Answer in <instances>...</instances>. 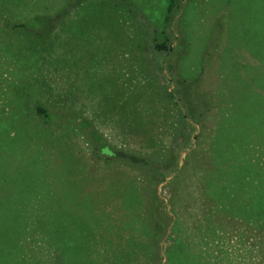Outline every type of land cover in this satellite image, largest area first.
Wrapping results in <instances>:
<instances>
[{"label":"rangeland","instance_id":"1","mask_svg":"<svg viewBox=\"0 0 264 264\" xmlns=\"http://www.w3.org/2000/svg\"><path fill=\"white\" fill-rule=\"evenodd\" d=\"M70 1L0 0L12 8L0 18V225L8 221L0 237L26 226L17 236L23 238L21 257H31L29 244L37 261L56 264L45 236L50 219L59 218L62 206L73 223L86 208L102 216L106 228L99 237L118 244L108 253L100 248L92 256L96 264H112L119 253H133L124 264H166L167 237L155 241L149 223L158 205L173 220H166V236L175 212L180 217L193 264H264V228L256 224L264 223V209L256 204L264 189L253 177L264 171V119L257 121L255 112L264 116V0H183L168 53L156 45L164 43L169 0H131L135 16L89 1L63 16L46 44H37L30 28L19 34L5 27L20 22L38 30L33 17H54ZM213 49L212 60L204 62ZM178 77H200L199 93L211 95V110L196 122L176 97ZM247 97L249 116L230 122L234 104ZM40 106L58 116L45 123ZM73 112L81 113L108 152L171 162L165 181L150 187L140 170L97 155L98 144L90 131L76 127ZM205 170L222 172L214 190L219 198L225 188L232 190L235 200L206 199L208 188L198 183ZM127 191L138 195L133 210L122 200ZM216 203L220 211L231 204L244 214H216L219 248L208 240L199 244L195 232V219ZM134 213L148 222L125 228L119 239Z\"/></svg>","mask_w":264,"mask_h":264},{"label":"trees","instance_id":"2","mask_svg":"<svg viewBox=\"0 0 264 264\" xmlns=\"http://www.w3.org/2000/svg\"><path fill=\"white\" fill-rule=\"evenodd\" d=\"M92 1V0H71L68 4H66L63 9L54 17H48V18H42L41 16L33 17V22L37 25H39L38 30L35 28L30 27L29 24L25 23H9L6 24L5 27H10L12 30L16 31L19 34H26V31L29 29L30 35L33 38V40L37 44H46L50 41L51 36L55 33L56 29L60 26L61 21L64 17L69 15L72 11L78 9L79 7L83 6L85 3ZM105 3H107L109 6L118 9L126 11L129 15L135 16L136 15V6L131 0H101ZM20 2V1H19ZM17 2V4L19 3ZM183 0H169L167 11L164 16L163 20V28H162V37L164 39V43L157 44L156 50L161 53H168L170 52L171 46H170V29L173 26L174 20L176 18L177 13L180 11L181 3ZM12 9V8H11ZM11 9L3 7L0 3V18L4 16L3 14L5 12H9ZM62 15V17L60 16ZM64 16V17H63ZM220 47V46H219ZM218 47V48H219ZM216 49L217 47L214 46ZM212 50L210 54L204 55V62L208 60H212L214 56V51ZM186 50V49H184ZM203 62V63H204ZM201 78L195 80H189L182 77H178L176 84H177V90H176V97L180 99V101L184 102L187 106L188 115L189 118L193 121H197L198 117H204L208 111L211 110L213 103L211 102V95L208 93L201 94L199 93V84ZM251 98H240L238 104L237 102L234 104V107L230 110V115L227 116L228 119H230V122H233V118L238 120L246 119L249 116L248 110H250V103ZM255 110V109H253ZM256 112V119L257 121L263 120L264 116L262 113ZM37 114L43 119L45 123H50L49 121H52L53 119L58 116L56 112H51L48 109L40 106L37 108ZM75 118H74V124H76V127H79L80 129H83L85 131H90L91 137L94 139V141L98 144V151L97 155H107V162L112 161H120L124 162L128 166H131L133 168H136L144 173L146 176V179L148 181V184L150 187H153L155 185H160L165 181V177L163 172H167L169 170L167 168L166 164H159L156 160L153 158H150V156H142L138 154H132L129 152L124 151H114L110 150L108 152L107 145L103 142V139L93 130H91V126L88 123L87 120L82 118L81 113L73 112ZM264 122V121H261ZM236 123V122H233ZM233 126L232 124H230ZM229 131V129H228ZM181 134V132H180ZM241 134H244L242 132ZM107 150V151H105ZM174 155H172L173 157ZM174 162V158L172 159ZM173 164V163H172ZM231 169V168H230ZM229 169V170H230ZM258 169V168H254ZM223 172H226L223 170ZM222 172L219 171L216 172L215 170H205L203 173L200 174V179H198V183L202 184L204 187L207 186V197L206 199H210L211 201L216 200H230L232 197V190H223L224 195L219 198L220 194L214 190L215 183L221 182L222 179ZM253 177L259 181L260 185H262L261 189H264V171H256L253 174ZM258 178V179H257ZM261 192V190L259 191ZM233 200L234 197H232ZM237 198V195H236ZM259 201L257 200V203H260L259 205L264 209V191H262L257 197ZM126 199V200H125ZM158 197H155V202H157ZM122 200L125 203L126 209H135L136 205L139 204L138 195L135 193V191H127L124 194V199ZM138 206V205H137ZM217 203L212 207V211H209V213H206L204 217L202 218H196L195 219V232L196 237L199 240V244L203 245L205 244V241L208 240L209 246H213L216 248L218 247V240L221 238L222 233L218 231V227L220 223H218V227L213 224V220L216 216V214H222L223 211L226 213L227 211L233 213V216H239L244 215L240 209V207L233 206L231 204L227 205L224 204V207L222 211L219 210V207H217ZM62 211L60 213V216L57 220L50 219L51 223L49 224V227L45 230V236L47 237L46 241L49 246H51L52 251H55L57 256L56 264H96L97 259H92V256L96 254L100 248L107 249L106 253L109 252L110 249L116 248L118 244H116V241L114 239L109 240V244L106 242L107 238H100L98 233L100 230H105L106 226L101 223V217L99 215L94 214L92 211L83 208L81 211L83 213L81 214V211H79V215H77L73 221V223L70 221V217L68 216V210L66 207H62ZM152 210L150 211V218L149 223L152 224V236L155 239V241L162 240L166 238L167 242V250H166V264H193V260L190 259L191 253L188 251L189 248V241L186 234L184 233L183 227H181L180 223V217L175 212V223H173L172 232L169 236L167 235V227L169 223L166 222L167 218L161 212L160 208H158V205H153ZM80 210V207H79ZM88 210V211H87ZM174 213V211H173ZM245 213V211H244ZM52 218V217H51ZM54 218V217H53ZM131 219L127 222L124 227H122L121 230L120 227H113L111 230H119L117 232L118 238H121V233L125 230V228L131 227L135 228L136 225L141 224L143 226L147 220L139 221L137 220V216L135 213L131 215ZM173 222L171 218H168ZM20 221V220H19ZM23 221V220H21ZM8 221H6L7 223ZM103 222V219H102ZM145 222V223H144ZM257 228L263 229L264 223H260V221H256ZM6 223H3L0 225V228L6 226ZM21 224L24 225V223L21 222ZM208 224V225H207ZM26 226H21L17 228V234L15 236L9 235L7 238L4 236V238L0 237V264H45L42 261H37L34 258V247H30L29 244L26 246L27 249L32 251L29 253L31 257L22 258L20 254V247L18 245L19 239H23L22 237H17L20 234H24V232L21 231L22 228H25ZM206 227V231H205ZM143 228V227H142ZM111 230L109 233H111ZM2 234V232L0 231ZM118 239V241H119ZM102 241V242H101ZM99 242L101 244H104L106 247H100ZM116 244V246H114ZM29 252V251H28ZM133 253H129L127 255L119 253L113 257L112 264H124V262L131 261V256Z\"/></svg>","mask_w":264,"mask_h":264}]
</instances>
